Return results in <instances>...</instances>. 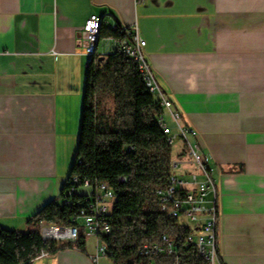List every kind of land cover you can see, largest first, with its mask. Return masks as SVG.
I'll return each mask as SVG.
<instances>
[{
  "label": "crops",
  "instance_id": "crops-1",
  "mask_svg": "<svg viewBox=\"0 0 264 264\" xmlns=\"http://www.w3.org/2000/svg\"><path fill=\"white\" fill-rule=\"evenodd\" d=\"M91 14L109 28L138 25L179 125L193 128L191 139L210 155L214 264H264V0H0V226L24 230L48 201H62ZM115 49L116 39L99 38V53ZM99 243L86 236L85 251L65 248L31 264H113L105 255L94 262Z\"/></svg>",
  "mask_w": 264,
  "mask_h": 264
},
{
  "label": "trees",
  "instance_id": "trees-1",
  "mask_svg": "<svg viewBox=\"0 0 264 264\" xmlns=\"http://www.w3.org/2000/svg\"><path fill=\"white\" fill-rule=\"evenodd\" d=\"M118 35L117 30L101 26L99 38L116 39ZM107 99L111 108L106 107ZM161 111L157 98L145 89L135 62L117 49L101 54L96 45L86 67L77 148L60 191L62 201H48L27 219L24 230L0 226V264H31L41 250L52 254L65 248L85 251L83 227L75 240L68 241H44L39 233L42 222L79 225L76 218L85 196L68 190L80 188L85 180L106 181L120 190L108 215L112 229L101 236L115 262L210 264L195 246L185 245L190 228L159 209L154 189L170 174L172 159V146L156 119ZM119 174L127 176L126 183L117 184ZM165 234L175 236V253L138 254L142 242H160Z\"/></svg>",
  "mask_w": 264,
  "mask_h": 264
},
{
  "label": "built area",
  "instance_id": "built-area-1",
  "mask_svg": "<svg viewBox=\"0 0 264 264\" xmlns=\"http://www.w3.org/2000/svg\"><path fill=\"white\" fill-rule=\"evenodd\" d=\"M103 25V19L97 14L88 16L83 25V32L87 41L85 50L90 54L95 49L99 40V32ZM118 31L116 38V49L126 58L132 59L140 72L145 89L153 94L162 109L157 115V122L166 136L167 143L171 146L175 140L183 143V152L178 158H172L170 162L171 172L165 182L155 186L154 193L158 197L159 209L169 217L176 218L177 222L190 228L185 236L186 246L193 245L197 248L210 264H214L218 258L216 243V223L218 219V206L216 195V183L211 175L209 166L210 155L197 141L191 138L196 135L193 128L180 126L178 121L180 115L172 110L171 101L160 90L155 75L145 56V39L141 36L136 23L132 25H117L112 28ZM87 60V61H88ZM174 122L177 132L174 133L166 116ZM185 149V151H184ZM194 165V169L186 166L187 159ZM77 180L76 177L72 178ZM127 176L119 174L116 176L117 184L126 183ZM80 195L85 196L82 202L80 215L76 220L79 225H55L42 222L39 226V233L42 240L54 239L57 241L75 240L79 235V227H83L85 236H95L100 239L97 246V254L93 258L97 261L99 255L107 256L113 264H123L115 262L113 254L108 252L106 246L101 241V236L108 234L112 227L108 220V215L116 197L119 195V188L112 187L106 181L96 180L90 182L85 180ZM77 192L72 187L68 193ZM69 201V200H65ZM70 202V201H69ZM175 236L165 234L160 242H142L137 252L143 256H155L158 254L175 253ZM48 253L41 250L39 256H46Z\"/></svg>",
  "mask_w": 264,
  "mask_h": 264
},
{
  "label": "rangeland",
  "instance_id": "rangeland-1",
  "mask_svg": "<svg viewBox=\"0 0 264 264\" xmlns=\"http://www.w3.org/2000/svg\"><path fill=\"white\" fill-rule=\"evenodd\" d=\"M112 106V103H111V100L110 99H107L106 101V107L108 108H111ZM167 120L169 121V123L171 124V119L169 118V116H166ZM185 151V149H184ZM183 152V143L181 140H175L173 142V145H172V157L173 158H178L180 156V153ZM92 243V239H90V244Z\"/></svg>",
  "mask_w": 264,
  "mask_h": 264
}]
</instances>
